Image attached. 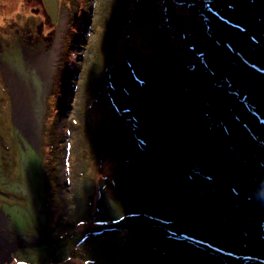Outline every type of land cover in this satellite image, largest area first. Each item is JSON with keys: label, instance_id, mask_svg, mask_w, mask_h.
I'll return each mask as SVG.
<instances>
[{"label": "rangeland", "instance_id": "obj_1", "mask_svg": "<svg viewBox=\"0 0 264 264\" xmlns=\"http://www.w3.org/2000/svg\"><path fill=\"white\" fill-rule=\"evenodd\" d=\"M21 1L0 0V223L14 233V242L24 243L15 252L18 261L264 264V236L256 224L264 221V185L252 179L242 159L230 156L218 130L205 127L207 118L201 117L197 101L191 98L194 95L218 110L252 157L254 146L241 134L226 105L231 100L206 82L200 65L205 53L209 63L217 59L221 66V51L230 46L223 38L229 37L225 29L207 12L212 6L222 15L226 13L227 22L233 25L235 17L224 11V3L59 0L54 24L44 15L41 0H29L26 7ZM208 25L223 36L220 41H212L213 34L207 36ZM52 49L54 56L42 77L31 56ZM257 58L264 65V57ZM11 76L23 88L24 111L16 107ZM227 76L248 86L245 75L234 69ZM60 86L62 101L58 99ZM94 87L96 94L106 89L109 105L105 98L97 97L84 107ZM162 94L167 98L159 96ZM249 94L254 104L264 108L258 93L250 89ZM53 101L61 106L57 115L47 105ZM158 104L165 111L160 118L153 115V110L161 115ZM107 105V109L125 112L128 107L141 106V112H129L128 119L140 120L148 128L141 135L138 123L140 129L132 137L124 126L128 122L111 113L107 124L113 123L109 129L112 138L107 148L99 146L98 136L85 134V129L91 124L100 132V141L105 140L102 125ZM72 117L79 122L69 131L68 164H61L62 149L52 151L64 185L54 189L56 193L50 189V195L39 145L49 130L57 139L59 122L67 125ZM29 124L32 133L27 131ZM257 130L264 132L260 126ZM176 135L182 149L171 148L170 161L161 163L164 145L158 137L174 139ZM59 142L63 143L61 137L54 146ZM92 146H98L99 152L78 157ZM141 146L153 148L147 158ZM178 151L183 156L174 154ZM109 153L119 161L103 167ZM202 155L217 162L204 166L200 164ZM125 158L144 159V163L127 166ZM204 174L214 177L206 179ZM100 184L101 195L96 198L99 215L91 219L87 213L85 220H79L82 225L74 228L75 218L86 213L90 202L86 196L99 195ZM46 197L55 201L56 211L46 204ZM108 227L113 229L108 232ZM25 239L35 244L25 245Z\"/></svg>", "mask_w": 264, "mask_h": 264}, {"label": "trees", "instance_id": "obj_2", "mask_svg": "<svg viewBox=\"0 0 264 264\" xmlns=\"http://www.w3.org/2000/svg\"><path fill=\"white\" fill-rule=\"evenodd\" d=\"M28 1L29 0H27V3L24 7L28 6ZM221 2L224 3L223 4V8L225 9L224 11L228 10L229 15L231 17H235V20L234 19L231 20V23H233V25L227 22L226 13H223L222 15L220 13L221 11L219 12L218 10H215L214 8H212V6H210L207 9V12H209L210 15L216 18L220 26L223 27V30L225 29L224 31L229 37H223L222 35L215 34L213 31V27L210 25H208V27L205 28V30H206L207 36H209V34H213L212 41H214L213 40L214 38L217 39V41H220L221 40L220 36H222L225 42H227L228 40L231 43L229 47H226L227 50L221 51V55L223 57L222 59L223 63L221 66L217 65V59H215L212 63H209L204 57L205 56L204 52H203L204 56L202 57V61L200 62V65L203 68L204 73L206 77L209 79V81L220 86V88L226 93L227 97L231 100L227 102L226 105L229 106V111H230L232 118L240 126L246 139L254 146V148H252L253 150L252 152H254V154L249 152L252 155V157L245 151L246 149L242 146V144L237 139V137L232 133L229 126L225 124L218 110H216L215 108H212L210 104L205 103L202 99H198L194 95H191V98L193 97L195 101H197L196 102L198 103L197 108L199 110L201 117L202 118L206 117L208 119V120L206 119L207 124L205 125V127L206 128L211 127V128L218 130L223 135L225 142L228 148L230 149V151L235 156L239 157L247 164L248 168L250 169L252 179L258 182L259 184L264 185V132L257 130V126H260L264 129V108H260L259 106L254 104L249 94V90L251 89L255 91L256 93H258V95H260L262 99L264 100V65H262L259 59L257 58V56L264 57V0H221ZM42 10H43L44 15L47 16L45 10L44 9ZM26 17H27V14H25V20H26ZM245 47H249L251 50L245 51L244 50ZM197 53L202 55V53L200 52H197ZM196 58L197 57H195L194 60ZM217 58L219 59V57ZM226 66L228 67L225 68ZM231 69L238 71L240 76L245 75L248 86L244 85L236 77L227 76L228 71ZM209 71H212L213 73H210ZM214 76H217V77H214ZM60 87H59L58 99L62 101L64 99L63 92H62L63 86H60ZM138 87H139L138 89L139 91L141 86H138ZM94 89L95 87L89 94L87 100L84 102V107L87 108V106L90 105L91 102L95 100L97 97H101V99L105 98V100L108 101V105H109L111 100H110V97H108L107 94H105L106 89L103 88L102 89L103 92L102 93L99 92V94H96V91ZM125 92H127V88L125 89ZM159 96L167 98L165 94H162ZM55 102L56 101L51 102V105L47 104L48 107L49 106L51 107L52 109L51 112L53 115H57V113L60 112V107H61L60 104L56 105ZM108 105L105 106L106 109ZM137 107L139 108L128 107L126 112L123 110H119V109L113 111V109L110 110V108L107 109V112H106V109H105L104 113H105V116H107V118L106 120L104 119L103 121L104 123L102 125L103 127L102 136L103 138H105V140L100 141V135H99L100 132H98L93 126H91L90 123H87V125L89 124L90 125L86 127L85 134L90 135V132H91V134L97 135L99 138L98 140L99 146L101 145L104 148H107L108 147L107 144L110 143V140L112 138L109 129L113 128L112 127L113 123L111 122V124L110 123L107 124V122L109 121L108 119H111V113H114L117 120H119V118L120 120H122L123 118L124 120L128 122V124L124 122V126H125V129L127 128L129 130L132 137L133 135H137L135 130L140 129L139 124L142 125L141 121L139 120L138 121L139 124H138L137 121H134L133 119L132 120L128 119L130 115L129 112H133V111L138 112V113L141 112V111L139 112V110L142 109V107L141 106H137ZM158 107H160L159 104H158ZM129 109L131 111H129ZM117 112L120 115H118ZM164 113L165 111L163 108H161V115L157 113V111L153 110V115H156L155 117H158V118L162 117ZM55 120L56 118L54 119V121ZM50 121L52 120L50 119ZM78 122L79 121L76 117L70 118L67 122V125L64 122H59L61 124V127L59 129H56L58 133L57 134L58 138L53 139L52 138L53 136L51 134H55V133H53V130H49L47 132L48 134L46 133V138L44 137L42 139V142H40V145H39L40 162H41L42 168L46 169V174L44 176L45 177V188L47 192L49 191V194L51 193L50 189L52 190V192L54 191V193H56L54 189H56L58 186L64 185L63 183H61L62 177H60L57 173V170H56L58 167L56 163L57 160L55 161L52 151L53 150L58 151V149H62L63 153L60 156L61 164L63 165L68 164L67 160L70 158L68 154H66L69 148V143L67 139H68L70 128L72 127V125L74 126L78 124ZM179 124H178V127L176 128L177 132L180 130ZM147 128L148 126L146 127L142 125L140 134L142 135L143 132ZM160 133L162 134L161 131ZM42 135H44V133ZM59 136L62 138L63 143L59 142L57 146H54V141L57 142V140H60ZM158 140L164 145L163 152H160L159 161L161 163L164 160L170 161V157L172 153L171 148L176 147V149H179V150L182 149V146H181L182 143L179 141L180 139L177 135L175 136L174 139H167L165 137L159 136ZM83 144L86 146L85 143ZM139 149L144 152V154L146 155V158L148 157L147 152L153 151V148H147L146 146L143 148L141 146V148ZM86 151L87 153L82 152L83 154L78 155V157L79 158L86 157L92 151H95V153L99 152V147L92 146L91 150H86ZM174 154L182 155L180 151ZM98 157L99 155L97 154V158ZM201 157L204 160H201L200 164L204 166L215 165V163L217 162V160H215L216 158L210 159L203 155ZM104 158L102 157V159L105 160L104 163L102 164L103 167L104 165L111 163L112 160L114 164H116L117 161H119V160H116L115 156H111V153L106 155ZM125 160L129 161L127 166L131 165L132 162L137 163L141 161L139 164L136 165L140 167V164L144 163V159H140V158H125ZM194 161L195 160H193V162ZM205 162H207V164ZM204 176H205L204 178L206 179H212L214 177L213 174L212 176L204 174ZM65 177L67 179L66 175ZM99 186L101 187V184ZM98 190L97 192L99 193V195L96 196L94 192L93 194L94 197L89 199L88 196H86L87 197L86 200L90 201L89 203H87L88 206L86 207V213L82 217H78L77 220L75 218L76 226L74 228H77L79 226L78 224H81L79 222L80 219L85 220L87 218V213L89 214L90 218L97 217V215H99L100 205L97 204L96 198L101 195L102 187L99 188ZM85 193L86 192H81V194H84L83 196H85ZM46 204L47 205L51 204V206L56 211V205L53 199L50 200V198L46 197ZM94 208L97 211H94ZM257 223L260 224L258 226L259 231L261 235L264 236V221L261 222V220H258L256 224ZM131 228L132 230L134 229L133 227ZM112 229L113 228L108 227L106 230L109 232ZM103 230H104V227H103ZM102 231L99 230L98 232L101 233Z\"/></svg>", "mask_w": 264, "mask_h": 264}, {"label": "bare ground", "instance_id": "obj_3", "mask_svg": "<svg viewBox=\"0 0 264 264\" xmlns=\"http://www.w3.org/2000/svg\"><path fill=\"white\" fill-rule=\"evenodd\" d=\"M53 56H54V50L53 49L48 53H42V54H37V55L33 54L31 56L32 63L34 64L37 71L39 72V74H41L42 77L46 76V73H47L48 67H49V63H50L51 59L53 58ZM9 81L11 82L12 90L15 93L14 99H15L16 107L18 109H20L21 111H24L23 88H22L21 84L19 83V81L16 78H14L13 76L10 77ZM93 109H94V111H96L97 105H95ZM27 131L29 133L34 132L31 124H29V126L27 127ZM214 137H217L218 139H220L218 136H214ZM219 141L221 143V140H219ZM222 143H221V146H222ZM228 155L229 154H227V157H228ZM1 225L3 226V222L0 223V233H7V232L10 233V231L8 229L2 227ZM10 234H12V233H10Z\"/></svg>", "mask_w": 264, "mask_h": 264}, {"label": "flooded vegetation", "instance_id": "obj_4", "mask_svg": "<svg viewBox=\"0 0 264 264\" xmlns=\"http://www.w3.org/2000/svg\"><path fill=\"white\" fill-rule=\"evenodd\" d=\"M26 3L27 0L21 1L22 6H25ZM13 236L14 237H12V234H10V237H8V232L0 233V264H22L21 262L18 261V257L15 256V252L24 243L19 244L17 240L14 242L12 239L13 238L15 239L16 236L14 234ZM33 243L35 242H32V244Z\"/></svg>", "mask_w": 264, "mask_h": 264}, {"label": "water", "instance_id": "obj_5", "mask_svg": "<svg viewBox=\"0 0 264 264\" xmlns=\"http://www.w3.org/2000/svg\"><path fill=\"white\" fill-rule=\"evenodd\" d=\"M42 1V5H43V8L46 12V14L48 15V17L50 18V22L51 23H56V19H57V14H58V9H59V0H41ZM188 1V0H186ZM191 1H196L198 4H200V1L199 0H191ZM202 74H203V71H201ZM206 82L211 85L213 88H215L216 90H218L221 94H223V90H221L219 87L215 86L214 84H212L208 78L206 77ZM223 97H226V96H223ZM223 107V106H222ZM239 128V127H238ZM239 131L241 132V134L244 135V133L242 132V130L239 128ZM223 140L224 142V148L225 150H227L228 153H230V156L233 155V153L230 151V149L228 148L227 144L225 143V140H224V137L220 134V133H217ZM245 136V135H244ZM239 159V158H238ZM237 160V159H236ZM241 160V159H240ZM247 166V164H246ZM249 169V168H248ZM26 240V245H31L32 242H30V240ZM34 244V243H33ZM32 244V245H33Z\"/></svg>", "mask_w": 264, "mask_h": 264}, {"label": "clouds", "instance_id": "obj_6", "mask_svg": "<svg viewBox=\"0 0 264 264\" xmlns=\"http://www.w3.org/2000/svg\"><path fill=\"white\" fill-rule=\"evenodd\" d=\"M55 24V23H54ZM10 233L14 234L12 231H10ZM26 245V244H25Z\"/></svg>", "mask_w": 264, "mask_h": 264}]
</instances>
